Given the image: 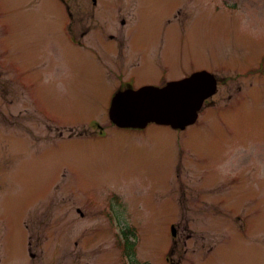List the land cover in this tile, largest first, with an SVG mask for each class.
<instances>
[{
    "label": "rangeland",
    "instance_id": "1",
    "mask_svg": "<svg viewBox=\"0 0 264 264\" xmlns=\"http://www.w3.org/2000/svg\"><path fill=\"white\" fill-rule=\"evenodd\" d=\"M90 1L0 0V264H167L174 242L183 264H264V0H133L170 12L173 74L217 81L196 124L145 134L115 127L66 32ZM97 122L109 137L89 140ZM221 197L244 211L216 215Z\"/></svg>",
    "mask_w": 264,
    "mask_h": 264
},
{
    "label": "flooded vegetation",
    "instance_id": "2",
    "mask_svg": "<svg viewBox=\"0 0 264 264\" xmlns=\"http://www.w3.org/2000/svg\"><path fill=\"white\" fill-rule=\"evenodd\" d=\"M86 4L89 6L88 18L81 10L80 3H76L77 7L73 9V13L67 5L70 21L66 26V32L76 45L89 53L92 64L96 67L95 75L100 80L101 77L104 80H101L99 85L108 91H112V98L119 91L136 90L144 87L163 88L172 82L186 79L193 74V72L173 74L172 69L174 66L163 62L164 47H168L171 40L177 35L174 30L176 26L173 27V33H170L169 27L165 28L166 25L162 26L166 15H169L170 12H165L166 14L161 12V17L153 18L151 13L154 7L150 1L109 0L99 2L91 0ZM173 5H178V3L171 4V7ZM104 15L107 17L105 18ZM76 17L78 18L76 19ZM81 25L84 30L79 29ZM99 38L103 42V49H99L94 44V40ZM175 67L178 69L185 68L184 66ZM187 69L190 70L191 66H187ZM240 89L241 86L237 88V93ZM206 105H214V103L211 100L205 102L204 107ZM94 128L88 135L89 140L109 137L106 129L100 123L97 122ZM139 132L146 133L145 130ZM84 136L85 133L78 135L71 133L67 137L81 138ZM213 169L209 168V170ZM251 169L254 175L256 167L253 165ZM241 173L243 172L237 171L231 181L239 180V178L242 181ZM213 178L209 176V181H213ZM214 203L216 215L223 211L230 213L244 211L238 210L234 199L227 200L221 197ZM179 244V242H174L172 247H169L168 253L165 254L167 264H175L172 258L177 255H180V259L176 264H183L181 263L183 254L178 249ZM185 246L186 242L180 248L184 249V253H187ZM215 252V248L208 247L205 253L206 258Z\"/></svg>",
    "mask_w": 264,
    "mask_h": 264
},
{
    "label": "water",
    "instance_id": "3",
    "mask_svg": "<svg viewBox=\"0 0 264 264\" xmlns=\"http://www.w3.org/2000/svg\"><path fill=\"white\" fill-rule=\"evenodd\" d=\"M216 78L198 72L165 88H143L117 93L109 109L110 120L120 128L143 129L150 123L184 129L197 120L204 100L216 91ZM173 235L176 230L172 228Z\"/></svg>",
    "mask_w": 264,
    "mask_h": 264
}]
</instances>
